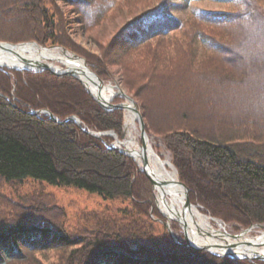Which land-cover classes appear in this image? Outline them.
Masks as SVG:
<instances>
[{
  "label": "trees",
  "instance_id": "16d2710c",
  "mask_svg": "<svg viewBox=\"0 0 264 264\" xmlns=\"http://www.w3.org/2000/svg\"><path fill=\"white\" fill-rule=\"evenodd\" d=\"M175 1L20 0L21 10L0 0V19L14 16L18 28L0 31V40L62 45L85 56L102 79L117 77L148 134L170 152L192 203L237 229L264 223V58L238 55L248 43L245 26L264 36V1L217 0L228 8L187 17L170 13ZM59 2L77 14L98 52L73 39L74 18ZM120 19L104 37L107 22ZM0 93V264H264L184 245L180 234L176 241L137 161L109 147L112 135L83 129L121 134L124 110L103 108L76 77L0 66ZM153 93L165 99L166 112H157ZM195 100L205 111L193 110ZM33 109L59 120L78 116L82 126ZM27 179L127 203L71 223L64 207L41 196L15 200L1 191Z\"/></svg>",
  "mask_w": 264,
  "mask_h": 264
},
{
  "label": "rangeland",
  "instance_id": "374dc122",
  "mask_svg": "<svg viewBox=\"0 0 264 264\" xmlns=\"http://www.w3.org/2000/svg\"><path fill=\"white\" fill-rule=\"evenodd\" d=\"M14 2H15L16 7L19 6V9L23 10L21 8L22 6H21L20 0H14ZM59 4H60V6L63 7V9L65 10L69 19L74 18L73 19L74 22L69 25V31H70L73 39L75 41H77L78 43H80L82 46L86 47L87 49L92 50L94 52L95 51L98 52V48L92 39V35H89L88 33H85L84 31H82L80 28V25L76 21L77 20V14L70 11V8L65 6L63 3L59 2ZM68 8H69V10H68ZM227 8H228L227 5L219 3L217 0H192L188 5H186L183 0H176L171 6L170 13L173 15L181 16V17H187L191 14V12L194 9L224 10ZM17 10H18V8H17ZM15 21H16V18L14 16H10L8 18L0 19V31H4L6 33H12L14 30H17L18 28L15 25ZM121 23H122L121 19L117 20L115 22L114 21L107 22V26L104 29V34H105L104 37H107L110 34H112L119 27V25ZM249 28H250V30H247ZM244 30H246L248 32V43H245L242 46V48L238 50V52H239L238 55L242 59H245L244 61H247L248 59L259 58V57H262V59H263L264 58V36L262 35V29L261 28L258 29L257 27H254V26L253 27L245 26ZM1 41H6V40H1ZM30 41H35V40H30ZM8 42H10V41H8ZM20 42H29V41H20ZM20 42H12V43H20ZM41 45L42 46H51V45H44V44H41ZM198 49H199L198 50L199 54H202L203 48L200 44L198 46ZM70 51H72V50H70ZM79 55H81V54H79ZM81 56H83V55H81ZM56 64L62 65V63H60V62H56ZM3 67H6V66H3ZM6 68H8V67H6ZM103 81H104V84H112L115 87L116 91L118 90V87H120L123 90H125V92L128 93L126 88L120 83V81L118 80L117 77H113L110 80L103 79ZM81 83L83 84V82H81ZM87 91H88V89H87ZM0 94H2V93H0ZM128 94H130V93H128ZM153 98L155 99L157 112L159 114L166 112L167 109L165 106V99L161 98L159 95H156L154 93H153ZM231 98L232 99L229 100L227 103L233 104V100H235V99H233V97H231ZM124 100L125 99L123 97L118 95V96H115V98L113 99V102L114 103H120V102H123ZM192 104H193L192 105L193 110H195V111L203 112V111H205V108H207L206 105H202L201 100L200 101L195 100ZM33 110H35V109H33ZM127 111L128 110H124V118L125 119H124V123H123L122 132L125 129V121H126V117H127L126 116ZM40 112H42V111H40ZM136 124H137V128H136V130H133V132H134V134H136L138 136L139 141L141 142L139 124H138V122ZM109 131H112V130H109ZM115 133H117V132L115 131ZM117 134H118L119 138H122L121 137L122 133L121 134L117 133ZM112 136L114 137L112 140V143H113V142H115V136L114 135H112ZM149 138H150V143L153 146V149L159 154V156L163 159L168 158L172 162L170 152L166 149L163 141L160 138H158L154 135H150V134H149ZM153 188H154V186H153ZM1 191L4 194L10 196L11 198H13L15 200H20V199H23L27 196H35V197L41 196L43 198V200H46L48 202L55 203V204H58L59 206L64 207L66 212H67V217L69 218V221L71 223H77V221L79 220V218L82 216L83 213L85 214L92 209H95V210L100 209L103 206H105L106 204L112 205V206H117V207H124L127 203V202H121V201H117V200L110 201L109 199H105L104 197H102L98 193H92V192H89L85 189L76 188L74 186L49 184L45 181L41 182V181H35L32 179H27L24 182H22L21 184H13V185L3 184L1 187ZM154 194H155V199H154L155 206L157 207L156 196L158 194V190L155 188H154ZM197 206L199 208V205H197ZM199 210H200V208H199ZM202 213L209 215V213H204V212H202ZM216 218H218V217H216ZM166 219L167 218L165 217L164 223H165ZM219 219H221V218H219ZM221 220H223V219H221ZM172 222L173 223L176 222L179 225V228L172 227V224H173ZM170 223H171V227H172V230H173V233L175 236L174 239L176 241H179L178 239H180V235H182L183 242H185V235H184V231H183L181 224L176 220H170ZM223 223L226 226L225 229L232 234H238V233L242 232L244 229H246L248 227H252L248 232L242 234L241 238H239V241H241L243 243L245 241L255 240V241H253L255 243H252V244L243 243V244L248 245L250 247L257 248V250L258 249L264 250V241L260 242L261 238H259L261 235L264 234V227L257 225V224H261V223L252 224L248 227H244V228H240V229H237L235 227V226H237L236 223L226 222L224 220H223ZM212 224L216 228H218V224L216 222H214L213 220H212ZM199 236L200 237H208V238L212 237L208 234L203 235L202 233L199 234ZM218 236H215V237L217 239H220V241H222L223 243H225L224 238H226L229 242H236V239L234 237H230L228 235L225 236L222 234L218 235ZM257 239H259V240H257ZM238 258H243V257H238ZM249 259H253V258H249ZM254 259H257V258H254ZM260 260H264V259H260Z\"/></svg>",
  "mask_w": 264,
  "mask_h": 264
},
{
  "label": "water",
  "instance_id": "95a60500",
  "mask_svg": "<svg viewBox=\"0 0 264 264\" xmlns=\"http://www.w3.org/2000/svg\"><path fill=\"white\" fill-rule=\"evenodd\" d=\"M29 42L34 43L38 46H42L37 41H29ZM29 42L12 43L8 41L0 40V48H2L3 50L14 51L13 50L14 47L29 43ZM44 47L60 49L64 53L65 59L47 58V59L42 60V59H36V58H28V57H22L21 55L18 54V52L14 51L22 62L21 66H9V65H3V64H0V66H6L8 68H16V69H22V70H34V71H41V70L46 69L58 75H65V74L72 75L76 77L77 79H79L81 82H83L85 87L88 89L89 93L98 101V103L103 108L107 110L121 108L124 110H130L134 112V114H136L137 122L139 124V129H140V137H141V147L140 148L141 149L139 151L128 149V147L124 145L123 139L126 136L125 129L123 130L121 134L122 138H119L118 134L115 133V131H96V130L86 129L85 127H83V129L93 134L94 136L100 137V138H102L103 135H109V134L114 135L115 142L111 143L109 147L117 148L124 154L133 157L140 165V168L149 176L154 188L157 189L159 193L162 190L163 185L164 184L168 185L169 183L166 180L158 179L156 173L151 169L149 165L147 151L149 148H153V147L150 144V138L146 130V123L144 120V116L141 113V110L136 100L120 87H118L117 92H115L110 98H107L103 94V89H105L107 85H112V84H104L103 79H101L100 76L94 70H92V68L90 67V64L87 62L84 56H81L73 51H70L66 47L62 45H58V44L51 45V46H44ZM56 62H60L62 63V65L56 64ZM90 82L95 86L96 92H93L90 89ZM118 95L123 97L125 100L120 103H114L113 99L115 98V96H118ZM40 111L48 113L52 119L57 120L59 122L74 120L78 125L82 126L81 119L77 116H68L64 120H59V118L55 114H53L49 109L33 110L32 113L37 114ZM138 156L142 158L141 163H140V160L138 159ZM171 165L175 168L177 175H178V170L175 167V165L172 162H171ZM178 183L182 185L184 188L185 198H184L183 209L186 210L190 208L191 206H197L191 202L189 187L180 179L179 175H178ZM156 205L158 209L161 211V213L167 218L165 220V224L168 227V230L173 238H175V236H174V233L171 227L170 220H176L181 224L183 231H184V235H185V242H183L184 245L207 249L210 252L214 254H218V255H230L232 257L264 259V250H261V251L257 249L255 250L254 248H251L250 246L243 244V243L252 244V243H255L253 242L255 240L245 241L243 243L241 241H238V239L241 238L242 234L248 232L252 227H248L238 234H232L228 232L226 229L223 230V233L225 235L234 237L236 239V242H229L226 238H224L225 243L220 242V243L214 244L212 242L210 243L207 241L201 243L199 241H194L189 235L190 226L188 224L185 214H182L178 211L175 213L176 216L168 215L167 213H165L160 207V203L158 200V194L156 196ZM208 216L213 220L219 219V218L212 216L211 214H209ZM257 225L264 227L263 223L257 224ZM206 234L210 236L213 235L210 232H206ZM259 238L262 239L260 240V242L264 241L263 240L264 234L261 235ZM239 247L242 249H238Z\"/></svg>",
  "mask_w": 264,
  "mask_h": 264
},
{
  "label": "bare ground",
  "instance_id": "6f19581e",
  "mask_svg": "<svg viewBox=\"0 0 264 264\" xmlns=\"http://www.w3.org/2000/svg\"><path fill=\"white\" fill-rule=\"evenodd\" d=\"M13 50L18 52V54L21 55L22 57L36 58L42 60L47 58L65 59V55L60 49L45 48L44 46H38L31 42L18 45L14 47ZM14 51L3 50L2 48H0V64L9 65V66H21L22 62ZM90 89L93 92H96V88L91 82H90ZM115 92L117 91L115 90V87L112 85H107L105 89H103V94L107 98H110ZM136 123H137L136 114L128 110L125 121L126 136L123 139L124 145L128 147V149L139 151L141 149L140 148L141 142L139 141L138 136L133 132V130H136L137 128ZM147 155H148L149 165L151 169L156 173L158 179L166 180L169 183L168 185L164 184L162 190L158 193V200L162 210L168 215H173V216H176L175 213L177 211L182 214H185L188 224L190 226L189 235L194 241H199L201 243L207 241L210 243L212 242L214 244L220 242L223 243L222 241H220V239H217L215 237L221 234L225 235L223 233V230L226 228V226L222 220L211 219L207 214H203L197 206H191L186 210L183 209L184 198H185L184 188L182 185L178 183V175L175 168L171 165L170 159L168 158L163 159L159 157L158 153L153 148L148 149ZM138 159L140 160L141 163L142 158L138 156ZM212 220L218 224V228H216L212 224ZM206 232L212 233L213 234L212 237L208 238V237L199 236V234L201 233L203 235H206ZM238 249H242V248L239 247ZM254 249L256 250L257 248Z\"/></svg>",
  "mask_w": 264,
  "mask_h": 264
},
{
  "label": "clouds",
  "instance_id": "9594fccd",
  "mask_svg": "<svg viewBox=\"0 0 264 264\" xmlns=\"http://www.w3.org/2000/svg\"><path fill=\"white\" fill-rule=\"evenodd\" d=\"M259 50V49H258Z\"/></svg>",
  "mask_w": 264,
  "mask_h": 264
}]
</instances>
